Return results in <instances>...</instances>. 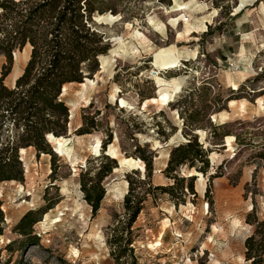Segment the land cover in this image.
I'll list each match as a JSON object with an SVG mask.
<instances>
[{"label":"rangeland","instance_id":"1","mask_svg":"<svg viewBox=\"0 0 264 264\" xmlns=\"http://www.w3.org/2000/svg\"><path fill=\"white\" fill-rule=\"evenodd\" d=\"M104 1L105 8L118 13L96 15L94 28L111 49L99 57L100 69L92 79L65 86L62 99L70 108V130L65 140L52 143L55 164L50 155L37 157L34 149L25 150L20 152L25 182L0 185L6 215L0 264H60L58 259L118 264L108 238L118 222L126 221L128 189L124 196L116 190L123 189L132 172L136 179L145 176L136 159L143 153H136L135 145L153 159L152 185H173L164 174L170 153L191 139L182 134L177 111L192 107L183 98L200 86L195 105L206 109L213 125L226 124L220 135L234 137L224 139V149L216 148L214 130L197 131L203 147L213 152L209 171L203 175L181 168L186 181L175 191L177 200L160 191L148 196L133 226L134 259L129 255L119 264H252L245 257V241L256 226L247 223L248 216L264 221V2L171 0L172 6H166L158 0ZM30 54V45L16 51L7 86L14 87ZM4 65L7 60L0 57V75ZM140 95L155 97L143 101ZM218 95L236 100L216 114L210 101ZM84 117H96L99 125L91 134L78 135ZM109 132L113 139L106 154L117 159L119 169L104 180L106 196L93 216L79 176L83 168L106 163L101 141ZM194 175L197 197L186 192ZM46 205L53 209L34 227L40 246L22 251L17 243L12 252L6 250L20 239L12 229L21 217Z\"/></svg>","mask_w":264,"mask_h":264},{"label":"trees","instance_id":"2","mask_svg":"<svg viewBox=\"0 0 264 264\" xmlns=\"http://www.w3.org/2000/svg\"><path fill=\"white\" fill-rule=\"evenodd\" d=\"M261 2L264 0L257 1ZM158 3L172 6L171 0H158ZM105 4L104 0L0 1V57L7 60V65L3 66L0 75V185L12 181L25 182L20 154L22 150L34 149L37 157L42 154L50 155L55 164L56 155L52 143L55 141L59 144L70 130V108L62 99L66 93L65 86L83 84L88 77L92 79L100 69V58L107 55L111 49L109 41L94 28L96 15L118 13L114 8H105ZM27 45L31 47L30 58L23 73L16 79L14 87H9L5 81L11 73L14 55ZM204 84L209 85L208 82ZM199 90L201 86L192 89L189 96L183 98L185 102H191L190 109L183 113L174 110L183 119L182 134L189 135L191 139L178 145L170 153L164 174L173 181V185L168 187L152 185L153 159L151 156L146 157L145 150L135 145L136 153H143L136 159L141 166L140 171H145V176L136 179L133 176L137 175L136 172L126 176L129 184L128 193L124 197L126 221L118 222V227L113 229V234L108 238L110 254L118 264L122 260H127L129 255L134 259V249L131 247L134 242L133 226L144 210L148 196L150 194L155 196L156 191H160L177 200L175 191L179 187L182 190L186 181V178L179 174L181 168L188 166L189 169H195L203 175L209 171L208 157L213 152L203 147L197 131H206L207 127L214 130L212 139L218 141L213 144L216 148L224 149V139L234 137L230 133L220 135L219 132L226 124L213 125L206 109L203 111L195 105V92ZM153 97L155 96L141 98L144 101ZM230 100L236 98H223L218 95L210 104L218 108L217 114L227 110ZM83 121V125L76 131L78 135L91 134L99 125L96 117L91 119L84 117ZM186 130L190 134H187ZM51 137L55 139L51 141ZM112 139V132H109L107 139L101 141L106 163L96 169L83 168L79 176L80 190L84 200L91 207L93 216H97L106 196L104 180L113 170L119 169L117 159L106 154L107 145ZM55 171L54 166L52 174ZM195 179V175L189 177L186 189L193 197H197ZM51 209L52 206L46 205L45 208L25 213L12 229L20 239L11 241L6 250L12 252L13 246L17 243L22 251L28 247L40 246L41 239L35 233L34 227ZM253 217L249 215L247 223L256 226V231L245 241L247 248L245 257L252 264H264V221L255 217L251 220ZM5 220L3 202L0 199V238L5 234ZM260 237L261 239L257 241ZM58 262L67 264L63 259H58Z\"/></svg>","mask_w":264,"mask_h":264},{"label":"bare ground","instance_id":"3","mask_svg":"<svg viewBox=\"0 0 264 264\" xmlns=\"http://www.w3.org/2000/svg\"><path fill=\"white\" fill-rule=\"evenodd\" d=\"M17 1V0H15ZM90 81V80H89ZM88 81V82H89ZM231 105H233L235 102L234 101H231L230 102ZM198 134V133H197ZM55 138L54 137H51V140L53 141ZM65 140V139H64ZM21 153H25V150H22ZM108 155V154H107ZM127 189H128V183L127 182H124V186H123V189H117L116 192L118 195L120 196H124V194L127 192Z\"/></svg>","mask_w":264,"mask_h":264},{"label":"crops","instance_id":"4","mask_svg":"<svg viewBox=\"0 0 264 264\" xmlns=\"http://www.w3.org/2000/svg\"><path fill=\"white\" fill-rule=\"evenodd\" d=\"M258 100H261L260 102L262 103V105H263V101H262V99L260 98V99H258ZM264 108V107H263Z\"/></svg>","mask_w":264,"mask_h":264},{"label":"water","instance_id":"5","mask_svg":"<svg viewBox=\"0 0 264 264\" xmlns=\"http://www.w3.org/2000/svg\"><path fill=\"white\" fill-rule=\"evenodd\" d=\"M154 74H157V73L154 71ZM48 138H49V136H48Z\"/></svg>","mask_w":264,"mask_h":264}]
</instances>
